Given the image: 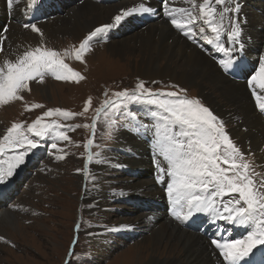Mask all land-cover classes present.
<instances>
[{
    "label": "rangeland",
    "instance_id": "rangeland-1",
    "mask_svg": "<svg viewBox=\"0 0 264 264\" xmlns=\"http://www.w3.org/2000/svg\"><path fill=\"white\" fill-rule=\"evenodd\" d=\"M201 1L196 0L197 9L202 3ZM230 1L226 0V3L222 4V8L230 9ZM112 3L114 2H104L103 4L110 5ZM115 4L118 3L115 2ZM217 7L221 8V5H217ZM192 11L197 15L194 8ZM201 22L200 19L198 24ZM225 25L227 28L230 27L227 22ZM91 31L94 30L88 31V36ZM226 31L227 29H224L225 33ZM260 31L261 44L255 46L260 48L259 54L263 56L264 30L260 29ZM128 33L133 34L134 32L131 30ZM86 36L64 34L58 38L42 40L39 44L31 47L42 46L61 52L65 62L74 71L79 72L83 77L82 79L59 80L46 75L43 82L34 81L38 88H31L30 86V90L22 93L23 99L17 100L22 102L19 104L20 108L15 110V105L10 106L16 102H10L5 106L0 105L2 115L0 118V126H2L0 127V138L6 134V130L14 122L23 123L24 127L27 128L29 124L49 109H64L77 114L82 113L68 120L60 117L64 121L72 123L73 126L72 129L65 132L70 139L57 143L58 148L63 149V151L54 149L50 156H47L48 158L44 157L39 164L33 166L28 173L26 172L19 192L14 195L9 204L3 203V206H9L12 209L18 221L13 228L0 223V238H2L0 239V255L3 256L0 258V264H145L146 259L142 261L141 255L143 257L144 254L142 253L151 245L150 234L152 229L146 231L147 224L138 213L151 212L155 206L149 201L135 200L139 204H149L150 207L145 210L127 204L129 200L121 197L120 200L113 203L110 200L111 205L104 204L95 207V202L90 199L94 196H88V190L95 191L98 187L95 184L97 182H94L95 175L93 173L96 172L92 171L91 162L85 168L88 151L84 145L88 139L94 141L91 145L93 149L90 148L92 153H102L98 157L99 164L103 165L107 161L110 163L106 168L100 170L98 176L102 187L112 189L115 192L114 195L122 191L120 190L121 185L116 183L115 178L112 177L113 172H117L114 167L115 159L117 157L127 158L130 154L136 155L135 152H130L131 150L126 151L119 144L118 130H126L124 132L135 143L136 150H140L137 147V136L133 135L131 128L126 126L124 129L119 126L120 123L117 125L116 122L117 127H109L103 113L97 119L96 109L100 108L106 99L113 97V93L124 89L132 91L141 81L144 82L146 88L153 91L177 92L181 96L199 99L204 106H208L203 103L198 91L194 90L196 85L178 84L171 80V76L158 77L157 79L138 77L136 70L139 61L136 56L139 51L134 52L132 58L128 54L114 55L109 51L107 43L100 44L101 42H99L89 46L87 51L83 53L82 60H77L75 53ZM205 42L206 38L204 39ZM201 43L204 45L203 42ZM65 52L67 55L63 56ZM135 54L136 56H134ZM217 89H213V92L219 95L220 92ZM260 95H264V93L261 92ZM89 98L91 103L88 105V110L85 111V105ZM251 98L257 104L254 94L251 95ZM32 104H39L41 107L30 108ZM130 105L131 108L138 106L134 102ZM256 108L260 110L258 106ZM112 115L116 116V113H110L111 117ZM50 118L57 117H44L43 122H50ZM94 119L96 120L95 129L91 127ZM233 126V123L224 124L227 134L237 145L230 131ZM121 135L123 136L122 131ZM120 141L126 142L122 137ZM141 141L143 142V140ZM144 147L146 148L145 143ZM117 148L120 151L116 150ZM241 152L250 165V172L255 173L254 180L257 182L264 180V174L261 172L257 159H254L248 152L242 150ZM56 155H64L65 158L56 160ZM26 162L27 157L24 163L19 166L18 172L16 173V169L14 171L16 174L3 183L8 184L13 178L19 177L21 175L20 170ZM77 169L80 171L78 172ZM135 193L138 194V192H134L133 197ZM130 194L128 193V195ZM110 207L112 208L110 209ZM1 210L2 206H0V212ZM131 211H135L138 215L136 216ZM149 221L152 223L151 220ZM179 227L181 226L179 225ZM103 228L106 229L107 235L104 236V232L100 233L101 240L98 245L93 238L98 236L99 230ZM126 229L129 231H124ZM116 232L130 234V236L126 234L113 235ZM131 236L135 238H131ZM173 242L174 240L171 241V244ZM163 243H166V240ZM170 252L173 255L179 253L177 248L170 250Z\"/></svg>",
    "mask_w": 264,
    "mask_h": 264
},
{
    "label": "snow or ice",
    "instance_id": "snow-or-ice-1",
    "mask_svg": "<svg viewBox=\"0 0 264 264\" xmlns=\"http://www.w3.org/2000/svg\"><path fill=\"white\" fill-rule=\"evenodd\" d=\"M9 8L21 0H6ZM192 8H196V0H187ZM38 3V0H27L29 7ZM170 0H162L165 16L171 24L183 34L195 39L193 26L197 20L203 19L211 33L218 39L222 33L227 40L238 43L241 28L238 20L229 17L230 27L224 33V9L217 12L213 5H222L226 0H203L199 4L200 15H194L192 8L169 7ZM155 10L141 3L136 7L121 10L113 18V22L97 27L79 45L75 53L77 60H82L90 41L98 34L106 33L119 26L126 18L135 13H152ZM25 29L40 33L35 23L24 24ZM185 29H188L185 31ZM7 31V26H4ZM205 28L199 27V33ZM4 37L0 36V52L3 51ZM209 43H212L210 40ZM217 50L224 53L228 59H221L220 65L225 71L232 63V53L235 49L227 48L223 43L217 44ZM67 52L63 54L66 56ZM52 75L59 80H75L83 77L74 71L62 58V53L42 46L27 48L15 59L0 61V105L23 99L22 93L30 90V82H43L46 75ZM248 85L256 97L257 106L264 111V95L257 94V89L264 93V57L260 58L258 70L248 79ZM184 91V90H182ZM147 104L149 112L155 122L152 125L134 123L137 134L141 131L154 130L153 141L154 164L158 170V182L168 177L166 192L172 204V216L176 220L187 221L197 213H207L211 217L231 223L246 229L242 238L231 239L219 235L211 243L219 250L225 264H241L249 257L254 249L264 247V180H254L255 173L250 172V165L244 159V154L227 134L223 121L199 99L181 96L177 92L153 91L145 87L143 81L135 89H124L113 93V97L106 99L100 108L96 109L97 119L103 113L109 127L115 126L110 113H121L124 106L130 103ZM91 99L85 105V111ZM41 107L32 104L30 108ZM82 114V113H81ZM64 109H49L41 117L24 127L23 123H13L0 138V154L5 150L16 152L12 162L6 170L0 167V183L14 175V171L25 161L27 151L21 149H36L40 139L30 138L29 133L36 138H45L50 133H56L55 139L68 141L70 138L61 131V128L72 129V125H60L55 119L43 122L44 117H63L68 120L76 115ZM127 118L137 121L134 113L129 112ZM78 127V126H76ZM88 127V125H85ZM96 127V120L91 125ZM93 139H88L84 145L88 151L85 168L102 153H92L90 146ZM51 149L63 151L56 142H52ZM64 155H56V160H63ZM102 162V161H101ZM79 172L80 170L77 169ZM87 178V177H86ZM228 199H223L224 197ZM212 222H215L213 220ZM2 239V238H0ZM75 243V241H74Z\"/></svg>",
    "mask_w": 264,
    "mask_h": 264
},
{
    "label": "bare ground",
    "instance_id": "bare-ground-1",
    "mask_svg": "<svg viewBox=\"0 0 264 264\" xmlns=\"http://www.w3.org/2000/svg\"><path fill=\"white\" fill-rule=\"evenodd\" d=\"M73 1L68 0L62 8V12L54 13V18L36 22L35 24L41 30L40 33L23 27L22 23L28 21V17L23 16L22 5L26 4L27 0L15 3L11 8L14 17L9 20L6 32L4 31V26L0 23V36L5 38L2 46L3 51L0 52V61L7 58L14 60L16 55L22 54L24 50L39 44L42 40L58 38L64 34L86 36L88 31L112 23L113 18L120 13L121 9H126L134 4L136 6L141 3L146 4L144 0H118V4L112 3L115 4L113 6L112 4L104 5L102 2L98 3L96 0H79L76 3H73ZM235 2L238 5V10L235 12V20L239 21L242 28L241 40L248 45L256 43L255 45L259 46L261 44L260 29L264 30V0H235ZM5 6L6 0H0V13L6 10ZM172 6L192 8L187 0H176ZM227 16V12H225V17ZM4 17L8 18V16ZM201 21V24H198L199 20H197L196 25L193 26L195 40L198 42L195 44L189 42L186 39L188 37L182 31L172 28L171 22L162 18L150 22L144 27H136L128 18L126 26H115L106 33L98 34L97 37L108 38V49L114 55L122 56L128 54L132 58V54L139 51L138 55L136 56L135 54L134 56L139 61L136 73L141 79H157L158 77L171 76V80L178 84H184L185 86L196 85L194 90L198 91L203 103L208 105L207 107L213 111V114L220 121H223L224 124H234L230 131L236 140L235 142L240 150L250 153L254 159H257L261 172L264 174V111L256 108L257 104L253 102L255 100L250 95L253 92L252 89L250 91L244 82L234 81L224 74L222 71L223 67L219 63L221 57L215 54L210 47L205 44L202 45L201 42L205 38L207 41L210 40V35L212 34L203 23V19ZM225 22L229 25V19L223 21L224 28L227 27ZM199 27H204L205 32L199 33ZM131 30L134 32L133 34L128 33ZM117 32L121 33V37H115ZM239 37H241V34ZM234 45L235 48L233 49H238L241 54V44L237 43ZM235 55L239 56V53ZM259 56L261 57V54ZM30 86L31 88H38V85L35 86L34 81L30 82ZM216 88L220 92L219 95L213 92V89ZM259 93L261 92L257 89V94ZM45 96L47 95L45 94ZM13 102L16 103L10 106L15 105V110L22 103L17 100ZM138 118L145 119L140 111L137 120ZM148 118L150 121L148 124H154L155 120L151 117L150 112ZM141 122L146 124L143 120ZM132 125L127 123L124 126L131 128L133 135L138 137L135 127ZM124 131L126 130H118L119 136L117 139L119 144L126 151L131 150L136 155L130 154L127 158L117 157L115 159L114 167L117 172H113L112 177L115 178L114 181L116 183L121 185L122 188L120 187V190L122 191L114 195L115 192L112 189L104 188L101 185L98 173L102 168H106L110 164L108 161L100 165L99 159L96 157L91 162V169L96 172L93 173L95 175L94 182H97L95 184L98 187L95 191L88 190V196H94V198L90 199L95 202V207L104 204L111 205L114 201L120 200L121 197L129 200V196L134 195V192H138V194L135 193L134 197L132 196L134 200L149 201L154 206L156 205L154 203L159 202L164 196L161 189L150 176L151 167L149 163L151 158L145 156L147 149L144 147L142 139L136 137L137 147L140 149L137 151L135 143L128 138ZM121 137L126 142H121ZM116 150L120 151L119 148ZM135 169H138L139 172L132 174L131 172ZM126 191L131 194L128 195V193H125ZM110 200H112V203H110ZM0 206H2L0 223L13 228L18 221L15 213L9 206H3V203ZM131 212L144 218L147 224L146 231L152 229L150 234L151 245L142 253L144 256L142 257L141 255L142 261L146 259L145 264H225L219 254V250L215 248L210 240L192 230L179 227L178 222L170 219L165 211L154 209L151 212L145 211L138 214L135 211ZM101 232H104V236L107 235L105 228L99 230V235L93 238L97 244L101 240ZM164 240H166V243H163ZM172 240L174 242L171 244ZM175 248L179 252L177 255H173L170 252V250L172 251ZM2 257L0 255V258Z\"/></svg>",
    "mask_w": 264,
    "mask_h": 264
}]
</instances>
